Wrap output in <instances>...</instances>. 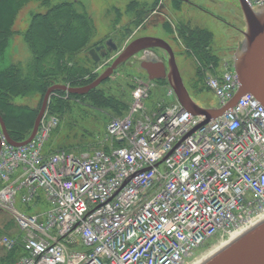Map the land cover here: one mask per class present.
<instances>
[{"label":"built area","instance_id":"1","mask_svg":"<svg viewBox=\"0 0 264 264\" xmlns=\"http://www.w3.org/2000/svg\"><path fill=\"white\" fill-rule=\"evenodd\" d=\"M205 83L225 105L238 88L232 61ZM153 84L134 88L91 152L47 151L53 115L22 145L0 129V206L20 231L0 241L22 251L12 264H188L207 240L228 242L264 217V106L244 93L202 123L168 84L174 101L150 107Z\"/></svg>","mask_w":264,"mask_h":264},{"label":"rangeland","instance_id":"2","mask_svg":"<svg viewBox=\"0 0 264 264\" xmlns=\"http://www.w3.org/2000/svg\"><path fill=\"white\" fill-rule=\"evenodd\" d=\"M63 1L71 2L73 13L77 11L90 17V36L83 48L73 54L63 55L57 71L56 64L52 62L55 56L51 57L54 53L45 57H51L48 64L55 70L52 77L59 76L50 85L81 86L65 82L68 70H78L76 75L82 72L87 78L97 76L130 41L142 36H152L162 38L172 48L184 85L193 100L204 107L217 104L205 81L215 71L222 70L223 62L233 61L238 42L242 40L244 19L237 0H193L191 3L178 0H24L16 9L10 26L13 37H17L15 44H19L20 34L27 31L34 15L44 13ZM8 2L9 0H4L0 3V21L5 20L9 9ZM107 39L114 42L116 49L94 61L88 54V49L95 43H105ZM24 48L18 45L17 52L9 53V61L18 62L21 66L30 58L35 62L36 55L32 53L31 56L30 50L26 51ZM150 52L158 59L162 55L167 57L166 52L160 48H152ZM142 58V52L134 55L130 59L131 64H121L89 93L53 91L45 114L56 116L58 124L51 130L45 148L51 151L66 149L74 153H85L107 145V123L121 112L127 114L132 91L137 85L149 81L146 72L140 67ZM26 66L21 68L26 71ZM165 84L166 81H154L151 95L146 101L150 107H154L160 98L174 101V97H166L163 86ZM44 93L30 92L32 95L28 96L27 103L35 106L36 112L39 111ZM25 98H15L14 102L24 103ZM101 100L107 101L113 107L103 106ZM44 208L33 209L40 212ZM19 233L13 216L0 206V239L4 235L17 236ZM215 241L212 238L195 249L188 264L210 256L213 253L211 250L218 245ZM10 263V254L0 241V264Z\"/></svg>","mask_w":264,"mask_h":264},{"label":"water","instance_id":"3","mask_svg":"<svg viewBox=\"0 0 264 264\" xmlns=\"http://www.w3.org/2000/svg\"><path fill=\"white\" fill-rule=\"evenodd\" d=\"M178 1L190 2L191 0ZM237 1L244 19V29L241 31L242 40L238 42L233 59V68L238 78V88L233 98L225 105L219 108H207L196 103L183 83L170 45L159 37L142 36L124 46L111 64L86 85L52 84L47 87L27 139L19 142L12 140L0 116V126L5 140L11 145L18 146L27 143L34 136L53 91L61 90L68 93L85 94L110 76L120 64L128 62L140 51L150 48L165 50L168 54V60L167 70L164 63L155 57L141 61L140 67L145 70L147 78L150 80L166 79L182 108L193 115H203L202 123L220 115L244 93L252 94L264 106V5L252 7L245 0ZM105 44L109 52L116 49V45L111 39H107ZM98 50L99 46L90 48L88 51L94 61L104 55L102 52L98 54ZM199 264H264V218L229 240Z\"/></svg>","mask_w":264,"mask_h":264},{"label":"trees","instance_id":"4","mask_svg":"<svg viewBox=\"0 0 264 264\" xmlns=\"http://www.w3.org/2000/svg\"><path fill=\"white\" fill-rule=\"evenodd\" d=\"M3 1L0 0V3ZM21 1L24 0H9L8 2L9 9L5 20L0 21V49L5 47L11 34L12 18ZM71 8H73L71 2L63 1L53 5L44 13L34 15L32 23H30L27 31H24V38L30 49L33 50L32 53L36 55V60L29 66L26 76H23L21 70L17 67H9L0 72V116L8 135L16 142L23 141L29 136L37 112L36 109L31 110L24 105H14L10 101L11 97L36 90L45 92L50 83H53L54 79L59 77H52L55 70L53 66L48 64L51 62V57L55 56L52 62L56 64L57 71L63 55L73 54L87 44L90 36L89 24L91 19L83 13L77 11L73 13ZM52 52L54 54L45 59ZM208 58H211V56H208ZM46 64L48 67H46ZM70 70L66 72L67 79L65 78V82H70V84L84 85L96 77L87 78V76L84 77L82 72L76 75L78 70ZM91 91L92 89L87 93ZM56 92L63 93L61 90ZM100 103L103 106L113 107L109 106L107 101L104 100H101ZM123 114L121 112L117 116ZM7 252L10 254V264L22 253L20 246L7 250Z\"/></svg>","mask_w":264,"mask_h":264},{"label":"crops","instance_id":"5","mask_svg":"<svg viewBox=\"0 0 264 264\" xmlns=\"http://www.w3.org/2000/svg\"><path fill=\"white\" fill-rule=\"evenodd\" d=\"M21 36H20V40H18V45H22L23 47H25L26 48V51H28V50H30V53H31V56H32V52H31V49H30V47H29V44H28V42L26 41V39L24 38V32H22L21 34H20ZM14 36V34H13V31L11 30V34H10V36L8 37V41H7V43H6V45H5V47H4V49H2V52L0 51V72L1 71H3L4 69H8L9 67H17V68H19L20 70H21V72L23 71L24 73H23V76H26V74L28 73V71H29V66H30V64H31V58H30V60L24 65V66H26V71L23 69V68H21V67H24V66H21L18 62H13V61H9V53L10 52H17V49H18V45L17 44H15V38H17V37H13ZM17 45V46H16ZM24 48V49H25ZM31 61V62H30ZM30 62V63H29ZM29 63V64H28ZM31 92H37V91H31ZM29 95H32V94H30V92H28V93H26V94H18V95H14V96H12L11 97V99H10V101L14 104V105H19V106H22V105H24V106H27V107H29L31 110H35L36 109V107L35 106H33L30 102L29 103H27V101H28V96ZM18 97H26L25 98V100H26V102H24V103H19V104H17V103H15L14 101V99L15 98H18Z\"/></svg>","mask_w":264,"mask_h":264},{"label":"flooded vegetation","instance_id":"6","mask_svg":"<svg viewBox=\"0 0 264 264\" xmlns=\"http://www.w3.org/2000/svg\"><path fill=\"white\" fill-rule=\"evenodd\" d=\"M176 1V0H175ZM193 0L190 1V3L192 2ZM242 31V30H241ZM99 46V50L97 51L98 54H100L101 52L104 54L103 56H105L109 51H107L106 49V44L105 43H99V44H94L93 45V48ZM152 49V48H150ZM150 49H146V50H142L140 52L143 53V60H150L152 57H155V56H152L151 52H150ZM161 49V48H160ZM138 54V53H137ZM167 54V53H166ZM103 56H100V57H103ZM132 58V57H131ZM130 58V59H131ZM156 59H158L157 57H155ZM130 59L128 60V62H125L124 64H131L130 62ZM141 60V61H143ZM159 61H162L166 67V70H167V60H168V55L166 57V55H162L160 59H158ZM140 61V62H141Z\"/></svg>","mask_w":264,"mask_h":264},{"label":"bare ground","instance_id":"7","mask_svg":"<svg viewBox=\"0 0 264 264\" xmlns=\"http://www.w3.org/2000/svg\"><path fill=\"white\" fill-rule=\"evenodd\" d=\"M264 218V217H263ZM263 218H261V219H263ZM260 219V220H261ZM259 221V220H258ZM258 221H256V222H258ZM255 222V223H256ZM254 223V224H255ZM250 226H252V225H250ZM249 226V227H250ZM249 227H244V228H242V229H240L234 236H232V238H230V240L231 239H233V238H235L236 236H238L241 232H243L244 230H246L247 228H249ZM227 243V241H221L220 243H218V245H216L215 246V248L214 249H212L211 250V252H214L215 251V249L217 250L218 248H220L221 246H224L225 244ZM207 257V256H206ZM205 259V257L204 258H201L200 260L199 259H197V260H195V262H193V263H191V264H199L201 261H203Z\"/></svg>","mask_w":264,"mask_h":264}]
</instances>
